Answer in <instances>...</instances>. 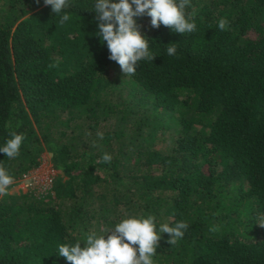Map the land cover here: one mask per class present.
<instances>
[{"label": "trees", "instance_id": "1", "mask_svg": "<svg viewBox=\"0 0 264 264\" xmlns=\"http://www.w3.org/2000/svg\"><path fill=\"white\" fill-rule=\"evenodd\" d=\"M68 3L0 0V147L9 125L25 136L0 164L14 180L46 151L56 169L0 196V264H69L59 245L148 215L188 224L153 264H264V0H190L183 35L135 17L156 57L132 76L95 35V0Z\"/></svg>", "mask_w": 264, "mask_h": 264}, {"label": "clouds", "instance_id": "2", "mask_svg": "<svg viewBox=\"0 0 264 264\" xmlns=\"http://www.w3.org/2000/svg\"><path fill=\"white\" fill-rule=\"evenodd\" d=\"M45 6H51L54 14L61 13L69 7L68 0H43ZM190 0H95L94 20L97 26V35L106 44L109 52L108 59L115 61L123 75H135L138 62L141 60L153 61L156 57L149 51L148 39L141 35L135 17H150V26L159 28L161 25L181 35L194 33L196 24L190 22L192 15L186 18L185 8ZM69 20L64 14L60 22ZM229 22L222 18L218 21L221 31L227 29ZM167 54L173 56L177 52L176 44H171ZM8 135L4 146L0 147V153L8 158H15L25 136L11 129L9 125ZM97 136L103 139V133ZM95 143V142H94ZM112 157L105 153L102 162L110 163ZM13 183V177L6 168L0 164V196L7 194L8 186ZM264 228V215L258 217L256 223ZM188 228L186 222H177L174 227L161 224L157 232L155 217L148 215L146 218L131 216L122 219L112 228H105L103 234L97 235L91 232L86 236L83 246L77 242L74 245L61 244L58 247V256L64 257L69 264H153L152 257L156 255L161 234L167 233V243L175 245ZM218 231L217 227L209 229Z\"/></svg>", "mask_w": 264, "mask_h": 264}, {"label": "rangeland", "instance_id": "3", "mask_svg": "<svg viewBox=\"0 0 264 264\" xmlns=\"http://www.w3.org/2000/svg\"><path fill=\"white\" fill-rule=\"evenodd\" d=\"M162 144L166 145V141L163 142ZM41 157H42V160H41L40 164L37 167H35L32 170H30V173L31 174H34L37 177L38 176L41 177L40 179H43L42 177L45 174H47V173L56 175V169L55 168L52 169L53 166H52L51 160H50V153L44 151L42 153V156ZM28 181L29 180L27 179V177H24V176L23 177H20V178L14 179L13 180V183L8 186L7 192L8 193H14V192L15 193H18L19 191H26V190H28L29 188H31V187H29V186L26 185V183ZM35 184H37V183H35ZM34 188H37V187H34Z\"/></svg>", "mask_w": 264, "mask_h": 264}, {"label": "built area", "instance_id": "4", "mask_svg": "<svg viewBox=\"0 0 264 264\" xmlns=\"http://www.w3.org/2000/svg\"><path fill=\"white\" fill-rule=\"evenodd\" d=\"M52 169H54V167ZM23 176L24 177H27V179L29 180L26 183L27 186L31 187V189H35L37 191H41V190L48 189L51 186V183H52L53 178H54L55 175L54 174L47 173V174H45L42 177L43 179H40L41 177H39V176L37 177L34 174H31L30 173V170H29L28 172H26L25 174H23L22 177ZM35 183H37V184H35ZM34 187H37V188H34Z\"/></svg>", "mask_w": 264, "mask_h": 264}]
</instances>
